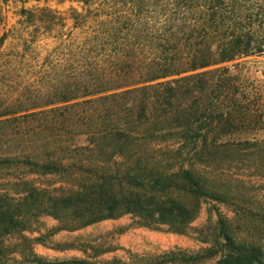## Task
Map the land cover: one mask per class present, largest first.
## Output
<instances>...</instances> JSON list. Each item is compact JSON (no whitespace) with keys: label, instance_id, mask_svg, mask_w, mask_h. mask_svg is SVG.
I'll use <instances>...</instances> for the list:
<instances>
[{"label":"trees","instance_id":"obj_1","mask_svg":"<svg viewBox=\"0 0 264 264\" xmlns=\"http://www.w3.org/2000/svg\"><path fill=\"white\" fill-rule=\"evenodd\" d=\"M78 1L67 13L22 8L10 36L20 44L0 35V170L68 182L51 195L23 179L24 199L60 229L128 214L186 233L201 197L228 200L195 161L230 155L263 127L261 80L245 64L264 54V0ZM186 262L264 264V244L221 217L216 242Z\"/></svg>","mask_w":264,"mask_h":264},{"label":"rangeland","instance_id":"obj_2","mask_svg":"<svg viewBox=\"0 0 264 264\" xmlns=\"http://www.w3.org/2000/svg\"><path fill=\"white\" fill-rule=\"evenodd\" d=\"M81 6L78 0L0 1V35L6 30L9 37L13 35L20 26L22 8L47 7L67 13ZM43 39L39 38L46 41ZM11 42L20 44L10 37L4 47ZM248 59L245 70L260 78L264 94V54ZM247 138L230 155L220 154L208 163L195 161L200 175L212 188L226 193L228 200L201 197L200 213L186 233L132 226L135 221L128 214L79 229H60L54 215L43 212L36 200L24 199L27 188L23 179L51 195L72 190L68 182L58 175L34 173L30 168L0 170V195L7 198V213L0 216V264H73L78 260L87 264H188L186 259L216 242L221 217L237 238L264 244V124ZM47 207V211L52 210V205Z\"/></svg>","mask_w":264,"mask_h":264}]
</instances>
